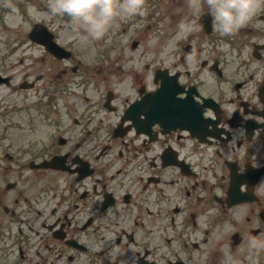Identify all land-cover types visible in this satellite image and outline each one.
<instances>
[{"label":"flooded vegetation","instance_id":"flooded-vegetation-1","mask_svg":"<svg viewBox=\"0 0 264 264\" xmlns=\"http://www.w3.org/2000/svg\"><path fill=\"white\" fill-rule=\"evenodd\" d=\"M170 1L179 23L199 25L205 15L203 30L189 37L190 54L146 64L149 78L132 77L113 93L112 110L104 107L105 93L97 103L23 107L32 112L22 135H0L10 149L0 150V264H264V0H255L251 20L230 35L217 31L205 0ZM14 51L0 45V75L9 78L0 83L1 132L14 116L15 90L48 85L41 61ZM163 69L216 103L201 106V135L158 122L146 127L144 113L137 126L124 117L141 98L132 83L154 90ZM57 70L58 94L73 83L92 92L90 70L79 74L77 66L75 82L59 63ZM54 111L56 120L48 117ZM42 125L58 128L53 152ZM115 128L122 134L113 136ZM53 154L58 169L35 166ZM52 174L58 199L46 212L47 184L32 183L31 175ZM250 238L261 246L250 248Z\"/></svg>","mask_w":264,"mask_h":264},{"label":"rangeland","instance_id":"rangeland-1","mask_svg":"<svg viewBox=\"0 0 264 264\" xmlns=\"http://www.w3.org/2000/svg\"><path fill=\"white\" fill-rule=\"evenodd\" d=\"M50 0H9L7 3V7L9 12L4 15L6 22H9V28L3 29L0 28V39H17L24 38L25 32L29 27V24H33L36 21L44 22L49 29H51L59 39L63 43L70 44L71 41L74 42V46L79 49V54L83 57L91 59V56L99 54L102 56L105 54V51L112 42L115 40L118 43L121 41L122 44L131 40L132 38L141 39L143 43L148 42L149 44H153L154 36L158 34H162V32L168 31V28H176L177 19L179 15H174L177 13L176 2H171L170 0L167 3L171 6V10L168 11L165 15H163L164 9L158 8V12L155 15L164 16V19L154 23V18L146 19L144 15L139 19L137 14L129 17H120L118 16L112 23L107 34L100 40L90 41L87 45H83L78 42L74 37L79 35L78 30V22L75 18L71 22L66 23L61 17L54 16L49 17L46 14V9ZM1 4V3H0ZM35 6V9H39L40 11L35 10L32 6ZM150 17H154L152 15L153 9H150ZM148 13V15H149ZM145 20L150 23V25H140L141 23H145ZM123 46V45H122ZM122 46L118 45V50L112 52V54L117 55L120 54ZM32 54H40L37 47H33L31 50ZM126 54H135V51L126 50ZM49 65L48 63H46Z\"/></svg>","mask_w":264,"mask_h":264},{"label":"clouds","instance_id":"clouds-1","mask_svg":"<svg viewBox=\"0 0 264 264\" xmlns=\"http://www.w3.org/2000/svg\"><path fill=\"white\" fill-rule=\"evenodd\" d=\"M211 12L217 31L230 35L247 24L255 14V0H205ZM35 9V6H32ZM144 0H50L46 14L49 17L75 18L79 35L74 37L83 45L102 39L113 21L118 17H131L141 12ZM40 11L39 9H35ZM190 21L182 20L177 36L193 31ZM260 242L250 238L249 247H260Z\"/></svg>","mask_w":264,"mask_h":264}]
</instances>
